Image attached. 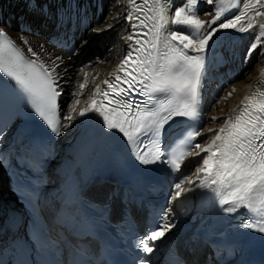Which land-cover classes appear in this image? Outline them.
I'll use <instances>...</instances> for the list:
<instances>
[{
	"label": "snow or ice",
	"instance_id": "6c2138e0",
	"mask_svg": "<svg viewBox=\"0 0 264 264\" xmlns=\"http://www.w3.org/2000/svg\"><path fill=\"white\" fill-rule=\"evenodd\" d=\"M201 3L213 6V12L206 13L211 17L208 20L200 18ZM120 18L118 13L112 19ZM123 19L131 29L122 37L127 51L116 68L95 84L89 102L78 111L76 105L84 97L89 74H83V82L72 92L74 103L68 105V114L62 115L61 85L67 83L63 79L67 68L60 71L63 59L57 56L45 62L31 46L27 48L30 56L26 55L3 28L0 75L14 83L27 109L54 136H61L74 121L95 114L102 118L105 129L118 131L134 147L135 159L142 165L164 163L173 173H180L187 157L202 156L195 173L199 183L187 177L188 187L182 186L183 180L176 183L162 222L138 241L144 253L153 252L150 242L162 239L175 227L169 220L172 204L194 188L216 193L225 213H248L249 220L240 226L264 234V87L258 86L253 92L250 86L227 117L212 116V123L223 120L218 129L196 128L183 134L175 150L171 145L168 149L161 147V137L170 121L200 115L207 54L219 32L252 33L254 40L244 59L258 50L264 57V0H183L179 6L174 0H127ZM112 27L113 23H108L104 28H93L92 33ZM24 43L27 45L26 39ZM258 75L264 78V71ZM206 135L210 136L207 143H194ZM140 264L148 261L141 258Z\"/></svg>",
	"mask_w": 264,
	"mask_h": 264
},
{
	"label": "bare ground",
	"instance_id": "6f19581e",
	"mask_svg": "<svg viewBox=\"0 0 264 264\" xmlns=\"http://www.w3.org/2000/svg\"><path fill=\"white\" fill-rule=\"evenodd\" d=\"M32 1L34 5V8L32 9L26 7V2H21V0H16L13 5L11 3L7 5L11 12L14 13L16 11L14 16L23 13L24 19H26L27 23H30L29 26L31 28L30 32L20 33L15 30L17 26L15 18H8L7 22L11 24V29L8 30V33L22 48L27 50L28 46H31L45 62H50L57 56L63 59L64 63L61 65L60 71L67 68V75L63 78L67 83H62L61 85L64 89L61 97L63 99V109L67 110V115L68 105L74 103L75 100V98L70 100V98H72V92L77 90L76 85L83 82V74H89V85L85 89L84 97L80 100V103L76 105L77 111L87 105L89 98L92 96V89L95 84L101 83L103 79L106 78L107 73L116 68L120 63V60L123 58L127 45L122 37L130 32L128 22L123 19L127 0H102L101 14L97 23L80 32V40L75 41L74 49L70 53L46 45L43 36V33L49 31L50 28L49 19L43 14V6H45L47 10H50L51 5L57 0ZM89 2L90 0L83 1L85 7H89ZM182 2L183 0H174V5L179 6ZM2 4L6 6L5 0H0V5ZM19 6L22 7L21 10H18ZM172 10L174 11V8ZM212 12L213 6L207 5L206 3H201L199 5L201 19H210V15H206V13ZM118 13L121 14V18L113 21L112 18L116 17ZM234 14L235 13H233V15ZM252 14L253 13L251 12L249 13V15ZM2 22L3 20L0 21V23ZM108 23H113L111 29L98 34L92 33L93 28H104ZM46 27L48 30L45 31ZM179 30H183V28H180ZM24 39L27 40V45L24 43ZM238 39L243 41L245 47L248 49L254 40V35L252 33H239L234 30H225L219 32L212 41L209 53L213 54L215 51H218V54L211 59V62L216 63L217 68L215 71L211 72L210 75H206L201 100L204 102V116L202 118L203 126L201 130L207 128L218 129L220 124L223 123V120L221 119L216 123H212L210 119L212 116L227 117L230 110L236 107L245 94L249 92L250 86L253 92L256 91L258 86L264 87V78L258 75V73L264 71V57H260L258 50L251 55L248 60H245L244 52L239 48L240 42L234 45V41ZM39 40H43V45L46 49L44 47L43 50L41 49L42 45L39 43ZM85 40L88 41L87 44L82 43ZM70 55L72 57L71 60H69ZM233 71H237V74L235 80L231 81L230 73ZM97 73H99V75H97ZM217 75H220L223 80L222 92L226 89L220 97H218V95L222 92L218 93L214 81V78ZM93 77H95V79H93ZM233 88L235 89L234 91ZM229 92H231L230 96L227 95ZM226 96L227 98L224 99L223 97ZM208 99H211V101H207ZM217 101H219V103H217ZM84 120L85 118H80L78 121H74L73 126L69 129L72 130L75 125L83 123ZM199 138L202 140L201 143H207L210 136L206 135ZM197 150L198 149H195V151ZM200 160L202 161V156L200 157ZM197 166L200 167V163H197ZM191 179H193L194 183H199V181L195 179V176ZM188 186L189 185L187 184L185 187ZM194 190L195 192L199 191L198 188H194ZM0 201V207H2L0 214L6 212L8 209H16V206L12 203V199L3 193L1 186ZM3 233L4 231L0 232V234Z\"/></svg>",
	"mask_w": 264,
	"mask_h": 264
},
{
	"label": "rangeland",
	"instance_id": "374dc122",
	"mask_svg": "<svg viewBox=\"0 0 264 264\" xmlns=\"http://www.w3.org/2000/svg\"><path fill=\"white\" fill-rule=\"evenodd\" d=\"M30 37V36H29ZM36 39H39V38H36ZM39 43L46 49V47L43 45L44 44V42H43V40H39ZM239 48H240V50L241 51H243L244 52V55H246V50H247V48L245 47V43H243V41H240V44H239ZM242 56V55H241ZM249 59V58H248ZM247 59V60H248ZM82 79H83V77H82ZM76 87H77V85H76ZM224 91H226V89L224 90ZM223 91V92H224ZM223 92L220 94V95H218V97H220L222 94H223ZM69 98H70V96H69ZM74 97L72 96V98H70V100L71 99H73ZM69 100V101H70Z\"/></svg>",
	"mask_w": 264,
	"mask_h": 264
}]
</instances>
